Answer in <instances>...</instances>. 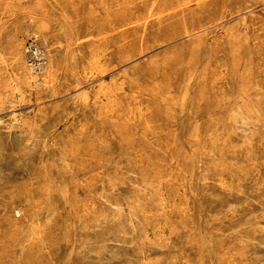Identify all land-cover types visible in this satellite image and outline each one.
I'll return each instance as SVG.
<instances>
[{
    "label": "rangeland",
    "instance_id": "1",
    "mask_svg": "<svg viewBox=\"0 0 264 264\" xmlns=\"http://www.w3.org/2000/svg\"><path fill=\"white\" fill-rule=\"evenodd\" d=\"M0 264H264V0H0Z\"/></svg>",
    "mask_w": 264,
    "mask_h": 264
},
{
    "label": "built area",
    "instance_id": "2",
    "mask_svg": "<svg viewBox=\"0 0 264 264\" xmlns=\"http://www.w3.org/2000/svg\"><path fill=\"white\" fill-rule=\"evenodd\" d=\"M28 54V68L35 77L40 78L43 73L44 67L47 64L46 54L35 39H30L27 46Z\"/></svg>",
    "mask_w": 264,
    "mask_h": 264
},
{
    "label": "bare ground",
    "instance_id": "3",
    "mask_svg": "<svg viewBox=\"0 0 264 264\" xmlns=\"http://www.w3.org/2000/svg\"><path fill=\"white\" fill-rule=\"evenodd\" d=\"M105 84V83H104Z\"/></svg>",
    "mask_w": 264,
    "mask_h": 264
}]
</instances>
